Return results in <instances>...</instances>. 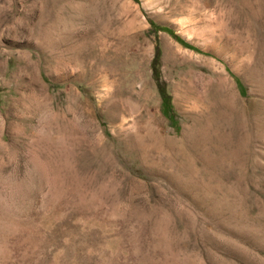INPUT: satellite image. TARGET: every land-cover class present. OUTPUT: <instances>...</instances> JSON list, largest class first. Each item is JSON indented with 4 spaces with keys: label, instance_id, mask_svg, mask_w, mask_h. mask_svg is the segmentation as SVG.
Masks as SVG:
<instances>
[{
    "label": "rangeland",
    "instance_id": "1",
    "mask_svg": "<svg viewBox=\"0 0 264 264\" xmlns=\"http://www.w3.org/2000/svg\"><path fill=\"white\" fill-rule=\"evenodd\" d=\"M0 264H264V0H0Z\"/></svg>",
    "mask_w": 264,
    "mask_h": 264
},
{
    "label": "trees",
    "instance_id": "2",
    "mask_svg": "<svg viewBox=\"0 0 264 264\" xmlns=\"http://www.w3.org/2000/svg\"><path fill=\"white\" fill-rule=\"evenodd\" d=\"M150 23L154 28L165 30L166 32H168L171 36H173L175 39H177L182 44L189 46L191 48H196V46L190 44L184 38H182L172 27H170V26H157L152 20H150ZM196 49H198V48H196ZM158 58H159V48H158V45L156 43L155 52H154V56L152 59V74H153V77L155 79V82H156V85L158 88V92L160 94L162 112L164 115L168 116L172 125L177 126V119H176L174 112L172 110L171 95L167 91L166 85L161 78L160 70L157 66Z\"/></svg>",
    "mask_w": 264,
    "mask_h": 264
}]
</instances>
